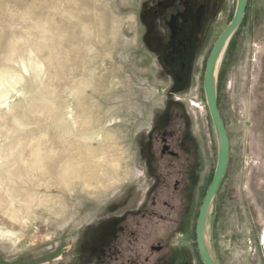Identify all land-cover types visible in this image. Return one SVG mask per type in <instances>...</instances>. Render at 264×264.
<instances>
[{
	"label": "rangeland",
	"instance_id": "rangeland-1",
	"mask_svg": "<svg viewBox=\"0 0 264 264\" xmlns=\"http://www.w3.org/2000/svg\"><path fill=\"white\" fill-rule=\"evenodd\" d=\"M157 1L0 0V71L23 77L0 86V264H204L197 217L218 159L204 73L237 0L191 1L185 70ZM218 104L230 154L209 242L220 264H264V0L230 38ZM168 124L193 152L194 191L169 208L162 193L141 219L157 195L150 138Z\"/></svg>",
	"mask_w": 264,
	"mask_h": 264
},
{
	"label": "flooded vegetation",
	"instance_id": "flooded-vegetation-1",
	"mask_svg": "<svg viewBox=\"0 0 264 264\" xmlns=\"http://www.w3.org/2000/svg\"><path fill=\"white\" fill-rule=\"evenodd\" d=\"M192 0H159L155 4L160 17L165 21L168 29L169 47L168 52L171 55V61L174 58L181 59L182 70L187 68V62L190 60L191 42L194 38L193 19L191 12ZM201 17L198 20L200 22ZM175 53V55H174ZM176 58V59H177ZM191 69L188 68V70ZM181 128V127H180ZM157 135L150 138L151 155L148 159L147 168L154 170L156 174V185L154 186L157 195L152 197L150 208L145 206L140 211V218L153 217L156 211L154 207L162 199V193H165L166 200L164 203L168 206L172 201L190 202L191 194L194 191L192 181L193 152L184 151L176 142L177 133L172 130L170 124L157 131ZM157 141V142H156ZM200 209V208H199ZM161 217L164 215H160ZM166 229H169L166 227ZM165 246L157 244L147 251L145 262L149 261L152 252H160ZM135 253V252H134ZM135 257L140 258L139 252ZM133 255L130 254V257Z\"/></svg>",
	"mask_w": 264,
	"mask_h": 264
},
{
	"label": "water",
	"instance_id": "water-1",
	"mask_svg": "<svg viewBox=\"0 0 264 264\" xmlns=\"http://www.w3.org/2000/svg\"><path fill=\"white\" fill-rule=\"evenodd\" d=\"M248 5V0H237L234 15L215 41L205 65L204 91L207 106L214 124L218 141V159L213 178L208 186L199 209L196 225V243L204 264H220L212 251L208 234L207 221L213 200L219 190L229 162L230 143L227 130L218 104V74L220 59L228 40L240 26Z\"/></svg>",
	"mask_w": 264,
	"mask_h": 264
},
{
	"label": "bare ground",
	"instance_id": "bare-ground-1",
	"mask_svg": "<svg viewBox=\"0 0 264 264\" xmlns=\"http://www.w3.org/2000/svg\"><path fill=\"white\" fill-rule=\"evenodd\" d=\"M229 42H230V40H228V43H227V45H226V47H225V49H224V51H223V54H222V56H221V59H220V61L222 62V59H223V57H224V55H225V52H226V48H227V46H228V44H229ZM221 62H220V65H221ZM35 65V64H34ZM40 65H42L41 63H40ZM220 65H219V69H220ZM39 68V67H38ZM14 75V74H13ZM9 76V73H5V72H3V71H0V86H2V85H4L5 83H12V84H17L20 80H21V78H23V77H20V76H13V77H8ZM23 81V80H22ZM15 86V85H14ZM4 96H5V94H4ZM0 98H2L3 99V97H0ZM1 103V102H0ZM5 105V104H4ZM5 106H9V103H7V105H5ZM12 152V151H11ZM203 201V200H202ZM62 215V214H61ZM56 216V215H55ZM18 225V224H17ZM1 231V230H0ZM1 234V233H0ZM2 238V237H1ZM16 239V238H15ZM17 241V240H16Z\"/></svg>",
	"mask_w": 264,
	"mask_h": 264
}]
</instances>
